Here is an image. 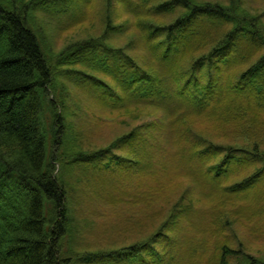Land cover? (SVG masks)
I'll return each instance as SVG.
<instances>
[{"label": "trees", "instance_id": "1", "mask_svg": "<svg viewBox=\"0 0 264 264\" xmlns=\"http://www.w3.org/2000/svg\"><path fill=\"white\" fill-rule=\"evenodd\" d=\"M66 1L0 0V264H71V254L67 253L76 252L71 247L65 250L71 223L84 221L94 207L87 202L106 198L95 191L94 184L106 181L103 173L116 172L120 169L116 165H124L117 151L138 132H151L150 141L136 147L140 152L146 146L152 150L154 139L159 144L157 139L174 137L182 145L188 132L173 125L190 114L210 113L226 120H238L248 110L264 115V9L247 8L246 0H226V4L139 0L156 3L150 8L151 17H170L167 22H147L150 30L143 38L147 59L110 43L108 34L126 24L116 25L113 18L111 21L113 4L122 1L104 0L102 34L70 43L50 60L34 29L35 15L52 18L53 12H62L54 8ZM141 2L138 7H142ZM150 41H155L151 50ZM77 66L80 68L74 73L78 79L66 76L70 83L86 80L100 84L111 99L96 100L117 111L125 109L128 102L153 109L155 122L135 126L96 151L71 150L80 137L67 122V114L77 103L71 98L72 85L66 77L61 81L58 74ZM93 72L110 79L118 93L88 74ZM168 80L175 84L173 90L165 85ZM70 101L74 108L68 107ZM255 114L245 125L250 126L252 120L253 126L262 128ZM192 135V145L187 150L183 147L177 162L192 173L197 169L205 190L240 195L261 184L254 181L264 176L262 143L255 140L249 146L200 147L197 145L205 139ZM61 158L76 167L65 169L66 179ZM93 160H102L103 165L90 166ZM242 162L253 169L232 186L220 188V180L238 171ZM80 164L88 166L83 175L76 171ZM259 196L256 215L264 218V187ZM78 208L81 211L76 215ZM186 208L189 211H181L180 217L192 228L186 231L191 242H182L181 256L185 248H197L188 255L183 253L181 264L214 260L208 255V242L198 247L192 240L204 234L201 213L191 206ZM214 249L220 264H264V258L247 253L240 244L236 248L217 244ZM197 250L201 253L196 254Z\"/></svg>", "mask_w": 264, "mask_h": 264}, {"label": "rangeland", "instance_id": "2", "mask_svg": "<svg viewBox=\"0 0 264 264\" xmlns=\"http://www.w3.org/2000/svg\"><path fill=\"white\" fill-rule=\"evenodd\" d=\"M121 1L122 3L113 4L115 11L112 12L111 21L113 18L116 25H126L108 34L111 37L110 43L118 48L125 47L124 51L130 50L131 54L139 52L148 59L149 52L145 50L146 42L143 40L150 30H147V22H167L170 17H151L153 14L150 8L156 4L154 1L147 4L139 0ZM196 1L227 3L226 0ZM138 2H141L142 7L137 6ZM247 2V8L255 11L264 9V0H246ZM57 9L63 13L53 12V19L39 18L37 14L34 21V29L40 36L45 54L50 60L70 43L100 36L105 24L104 0H67L54 8ZM154 43L155 41H150V50ZM79 68L77 66L62 69L58 78L61 81L66 80L69 75L73 80L78 79L75 71ZM64 70H71L72 73H66ZM88 74L95 76L103 84L107 83L118 93L112 81L102 73ZM70 84L71 98L77 103V107L74 108L72 101L67 104L68 107L74 108L68 111L67 122H71L80 137L71 150L96 151L113 143L116 137L124 136L123 134L135 126L155 122L153 109L128 102L125 109L117 111L96 100L97 97L111 99L107 92L104 93L100 84L94 85L93 81L86 80ZM165 85L169 90H173L175 86L170 80L166 81ZM253 114L254 110L245 111L238 120L213 117L210 113L190 114L173 125V128H184L188 132L187 140L182 141V145L174 137L157 139L159 144H156L154 139L152 150L146 146L139 152L136 147L150 141L151 132L142 130L137 136L128 139V142L120 147L121 150L117 151L118 156L124 158V165H116L120 168L115 170L116 172L103 173L101 176H105L106 181L94 184L95 191L101 196L107 195L106 198L87 202L94 206L87 212V217L83 222L70 225L65 237V250L71 247L76 252V255L67 253L71 254V264H181L183 253L188 255L197 248H185L182 256L179 250L183 248L182 242H191L189 235L186 236V231L191 226L186 225L180 217L181 211L187 212L186 207L189 206L201 213L205 221L202 229L206 236L199 234L198 239H192L194 245L199 247L208 242L211 247L208 255L214 256V260L204 259L196 261L197 264H220L217 260L218 252L214 249L217 244L221 247L226 244L232 248L240 244L247 253L264 258V218L256 215L260 189L264 187V182H261L264 176L254 181L255 185L261 184L248 193H217L213 189H204L197 169L192 173L177 162L184 149L187 150L192 145V134L205 139V143L197 145L200 147L206 144L249 146L256 140L262 143L260 147L264 149V115L255 114L262 128L253 126L252 120L250 126L245 125ZM258 122L257 125L261 127ZM238 128L242 129V132L237 133ZM197 146H193V149L196 150L194 147ZM191 149L192 147L189 151ZM61 159L63 172L66 168H76L72 161ZM242 163L238 171L220 180V188L232 186L253 169L248 170L244 164L247 162ZM95 164L103 165V161H89L90 166ZM85 167L88 166L80 164L76 171L79 170L83 175ZM67 174L66 171L64 179ZM110 194L113 195L109 197ZM77 211L76 215H79L80 208ZM200 253L197 250L196 254Z\"/></svg>", "mask_w": 264, "mask_h": 264}]
</instances>
